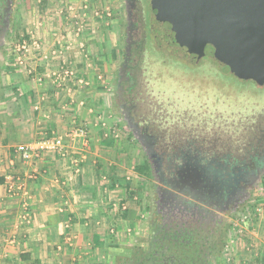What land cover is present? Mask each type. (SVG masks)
<instances>
[{"label": "crops", "instance_id": "obj_1", "mask_svg": "<svg viewBox=\"0 0 264 264\" xmlns=\"http://www.w3.org/2000/svg\"><path fill=\"white\" fill-rule=\"evenodd\" d=\"M74 1L59 28L46 24L50 18L27 28L26 37L34 38L28 51L23 59L15 54L0 73V264H111L131 234L115 212L125 180L109 168L121 163L116 149L124 141L116 139L104 106V80L84 60L98 47L113 54L118 16L98 17L94 6L84 10L85 0ZM72 17L82 25L79 33ZM64 70L73 75L53 76ZM79 129L84 136L74 133ZM44 138H59L60 150L44 151L31 162L15 153L18 145L34 147ZM19 181L21 190L10 185ZM262 213L253 249L238 256L240 264H264Z\"/></svg>", "mask_w": 264, "mask_h": 264}, {"label": "flooded vegetation", "instance_id": "obj_2", "mask_svg": "<svg viewBox=\"0 0 264 264\" xmlns=\"http://www.w3.org/2000/svg\"><path fill=\"white\" fill-rule=\"evenodd\" d=\"M6 9V0H0V50L11 22V15L6 21ZM121 13L122 57L113 102L124 127L126 114L142 138L138 146L148 196L147 249L194 259L210 258L232 224L253 213L264 193V105L259 107L253 102L255 97H264V92L253 95L247 91L246 95L245 91L230 89L227 95L221 92L220 83L212 82L219 78L207 75L209 88L176 94L192 97V101L168 108L159 106L158 117L149 115L148 111L155 109L142 105L141 110L135 90L147 45L159 46L151 33L152 0H121ZM167 46L175 59L189 66L227 70L241 77L222 65L211 48L204 56L189 60L175 46ZM161 52L168 55V51ZM202 79L194 81L201 84ZM240 81L264 88V82L251 76ZM243 97L250 103L242 104Z\"/></svg>", "mask_w": 264, "mask_h": 264}, {"label": "rangeland", "instance_id": "obj_3", "mask_svg": "<svg viewBox=\"0 0 264 264\" xmlns=\"http://www.w3.org/2000/svg\"><path fill=\"white\" fill-rule=\"evenodd\" d=\"M87 5L82 9H92L98 13V17L103 13L110 14L117 13L119 26L117 28V35L111 37L110 44H114L113 54L110 50H106L103 47L93 49V54H89L84 58L89 70L97 72L101 75L104 82L100 83V86H106L105 90V108L107 114H109L115 123L114 132L117 135L116 139L124 141L123 146L119 144L116 149V154L121 157V163L109 166L111 173L119 180H125L120 185L125 189L124 197L119 205L116 206L115 212L119 218L125 219L131 232L129 237H125L126 241H123L120 247H124L120 256H116L111 264H194L195 259L187 256H177L171 253H156L150 252L147 249V212L148 208V196L143 182V177L138 171V166L142 158L138 142L134 139L132 134L124 127L121 122V118L117 113L113 102L114 94V82L117 76V69L122 57V44H123V16L121 13V0H85ZM74 0H14L13 11L11 15V22L9 26V32L6 36L4 46L0 50V73L6 71V69L12 63V58L15 54H19L18 57L23 59L25 52L17 51V46L26 42L29 44L33 37L27 38L25 31L29 27L35 26V23L39 20H45L50 18L52 28H59V24L62 23L61 18L63 11L68 7L76 5ZM83 4V3H82ZM68 9V10H73ZM72 12V11H71ZM77 14V13H76ZM78 15V14H77ZM104 18L108 17V15ZM113 18V17H112ZM60 19V20H59ZM74 19V29L76 33L81 31L82 25H79V20L76 17ZM71 19V20H72ZM71 20L69 22H71ZM110 20V19H109ZM38 23V22H37ZM78 29L80 31H78ZM108 42L110 37L108 36ZM159 46L155 48L152 45H147L148 49L145 54V63L142 66L141 71L138 73V80L135 90V101L138 106L142 105L152 106L148 111L149 115L158 117L160 115L157 112L159 106L168 108L169 105L174 106L178 104L186 105L188 101H192V97H180L176 94L185 95V92L181 90H194L199 92L202 88L208 87L206 80L209 78L219 80H213L212 82L220 83L222 93L227 94L229 90L245 91L247 95L252 93L264 92V88L256 89L251 81L243 82L240 80H246L249 77L241 75V77L233 76L227 70H216L212 68H206L204 66L195 68L188 64L175 59V55L170 53L171 48L163 42L158 43ZM159 51H157V50ZM168 51L165 55L164 52ZM75 73V72H74ZM217 76H212L214 74ZM245 77V79H244ZM203 78V79H202ZM242 78V79H241ZM193 79V81H191ZM202 79L199 84L197 80ZM199 85V86H198ZM211 86V85H210ZM214 89L213 86L210 87ZM146 96V97H145ZM142 98L144 99L142 102ZM185 100H184V99ZM264 97H255L253 102L260 106L263 104ZM178 99H183L179 101ZM178 100V101H177ZM187 101V102H186ZM242 104H249L250 99L245 97L241 98ZM169 111V109H168ZM185 117V114H183ZM186 120V119H184ZM173 130V129H172ZM121 137V138H120ZM125 147V148H124ZM123 168V169H122ZM119 183V182H118ZM259 204L256 205L254 212L247 215L246 219L242 221H235L230 228V232L222 240L221 246L210 258H205L201 264H240L239 258L241 254L249 255L253 249V242L256 235L255 229L257 225H260V216L257 214L260 209H263L262 216L264 215V193L259 198ZM122 212V213H121ZM138 218V219H137ZM137 220V222L135 221ZM238 222V224H236ZM236 224V225H235ZM115 232V230H114ZM126 242H130L126 245ZM242 256V255H241ZM249 259V257H248ZM249 263V262H248Z\"/></svg>", "mask_w": 264, "mask_h": 264}, {"label": "water", "instance_id": "obj_4", "mask_svg": "<svg viewBox=\"0 0 264 264\" xmlns=\"http://www.w3.org/2000/svg\"><path fill=\"white\" fill-rule=\"evenodd\" d=\"M12 1L6 0V21ZM151 14L157 43L175 46L189 60L211 48L225 67L264 82V0H152ZM123 120L142 145L126 114Z\"/></svg>", "mask_w": 264, "mask_h": 264}, {"label": "built area", "instance_id": "obj_5", "mask_svg": "<svg viewBox=\"0 0 264 264\" xmlns=\"http://www.w3.org/2000/svg\"><path fill=\"white\" fill-rule=\"evenodd\" d=\"M78 31H80L78 29ZM37 46V44L35 45ZM23 51V52H27L28 51V44H26V42H22V44L17 46V51ZM72 72L71 71H61L59 73H54L53 76H56L60 79H64V78H68L70 76H72ZM41 78H38V81H41ZM74 133L76 134H80L81 136H84V131L83 129H79L78 131H74ZM62 146L59 138H44L41 139L39 141H37L34 145V147L32 146H28V145H18L15 148V153L17 154V156L22 160V162H31L34 159H36L40 153L47 151V150H53V151H57L60 150V147ZM10 180V179H9ZM11 186L17 187V189L21 190L22 186H23V182L19 181L17 185H14V183H10ZM246 219V218H245ZM23 220L25 222V224H29V218H28V214H26L23 217Z\"/></svg>", "mask_w": 264, "mask_h": 264}, {"label": "trees", "instance_id": "obj_6", "mask_svg": "<svg viewBox=\"0 0 264 264\" xmlns=\"http://www.w3.org/2000/svg\"><path fill=\"white\" fill-rule=\"evenodd\" d=\"M138 171L140 172V173H142V169L138 166ZM194 259V258H193ZM205 259V258H204ZM205 260H203V257L202 258H195V262H194V264H201L202 262H204Z\"/></svg>", "mask_w": 264, "mask_h": 264}]
</instances>
